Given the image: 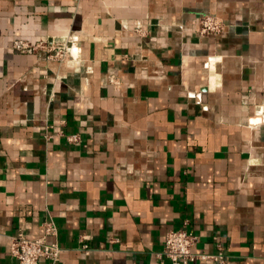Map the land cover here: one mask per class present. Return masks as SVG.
Returning <instances> with one entry per match:
<instances>
[{
  "label": "crops",
  "instance_id": "obj_1",
  "mask_svg": "<svg viewBox=\"0 0 264 264\" xmlns=\"http://www.w3.org/2000/svg\"><path fill=\"white\" fill-rule=\"evenodd\" d=\"M186 221L197 253L264 264V0H0V264L47 222L39 264H171Z\"/></svg>",
  "mask_w": 264,
  "mask_h": 264
},
{
  "label": "built area",
  "instance_id": "obj_2",
  "mask_svg": "<svg viewBox=\"0 0 264 264\" xmlns=\"http://www.w3.org/2000/svg\"><path fill=\"white\" fill-rule=\"evenodd\" d=\"M227 28L225 21L216 15L201 16L198 20L197 34L201 37L220 36ZM138 32L143 30L138 27ZM13 48L21 53L35 54L41 59L48 61L65 62L70 48L58 46L53 39H41L31 42L18 39ZM68 140L75 142L79 140L78 135H68ZM44 235L38 238L27 237L24 233L12 237L10 254L17 264H39L40 259L45 258L53 262L61 255L62 248L58 243V229L53 222L44 225ZM53 237V240H49ZM199 237L188 229L187 221L179 229L169 230L165 237L162 255L171 264H189L196 261H211L212 264H227V254L219 248L216 253H197L195 247ZM88 249V245L83 246Z\"/></svg>",
  "mask_w": 264,
  "mask_h": 264
}]
</instances>
